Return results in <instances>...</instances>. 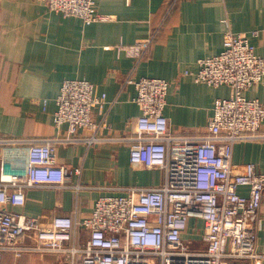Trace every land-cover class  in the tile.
<instances>
[{"label": "crops", "instance_id": "1", "mask_svg": "<svg viewBox=\"0 0 264 264\" xmlns=\"http://www.w3.org/2000/svg\"><path fill=\"white\" fill-rule=\"evenodd\" d=\"M96 13L104 20L84 23L49 11L40 0H0V183L24 184L28 143L50 140L54 161L66 170L60 186L24 188L22 206L6 205L9 212L37 218L47 227L55 216L69 217L74 228L65 248L80 249L89 232L79 222L89 216L95 201L106 195H123L128 188H155L165 174L129 161V141L139 108L136 92L126 78H159L169 83L163 115L171 136L200 137L208 133L213 103L230 95L226 86L195 82L186 72L197 70V60L222 50L227 30L246 34L258 56L264 58V0H97ZM153 36L144 57L135 62L119 46H130ZM83 79L94 95L105 94V113L95 108L92 119L105 120L97 131L104 141L65 143L66 126L56 128L55 100L64 80ZM264 105V79L245 92ZM264 136V124L260 128ZM88 130L74 138L83 139ZM175 149L181 151L182 145ZM180 151H177L178 154ZM193 146L184 149L191 158ZM231 162L255 165L264 173V138L236 142ZM80 168V174L71 173ZM247 187L238 193L246 198ZM203 224L189 219L183 238L191 249L201 250ZM36 233L18 236L20 255L7 251L1 264H78L80 252L36 251ZM255 250L258 258L235 264H264V193L258 210Z\"/></svg>", "mask_w": 264, "mask_h": 264}, {"label": "built area", "instance_id": "2", "mask_svg": "<svg viewBox=\"0 0 264 264\" xmlns=\"http://www.w3.org/2000/svg\"><path fill=\"white\" fill-rule=\"evenodd\" d=\"M46 8L63 17L84 23L104 20L96 13L97 0H40ZM153 36L130 46H119L139 62ZM197 70L186 72L195 82L211 87L226 86L230 95L213 103L212 116L204 136H171L163 115L169 83L159 78H126L136 92L139 108L134 134L129 141V161L164 171V183L155 188H128L123 195L99 197L89 216L79 222L89 232L84 247L66 249L74 224L67 216H55L40 227L37 218L6 210V205L22 206L24 188L37 185L60 186L66 170L54 161L52 141L28 143L24 184L0 183V264L3 252L20 255L19 235L36 233L37 245L29 248L55 253H81L78 264H235L236 260L256 259L258 210L264 193V173L252 163L235 166L231 162L236 142L264 138V105L248 99L246 90L264 79V58L258 56L250 38L227 30L222 50L211 58L197 60ZM105 94L94 95L93 84L83 79L64 80L55 100L53 125L66 126L67 136L59 142L104 141L97 131L106 128L103 119H92L95 108L105 110ZM105 113V111H104ZM86 138H74L79 130ZM182 145L181 151L174 146ZM193 146L191 158L184 149ZM177 151H180L178 154ZM71 173L80 174V168ZM240 187L248 195H239ZM203 224L204 248L193 250L183 238L189 219Z\"/></svg>", "mask_w": 264, "mask_h": 264}]
</instances>
